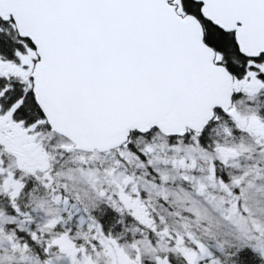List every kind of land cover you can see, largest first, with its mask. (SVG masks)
<instances>
[{
  "label": "snow or ice",
  "instance_id": "6c2138e0",
  "mask_svg": "<svg viewBox=\"0 0 264 264\" xmlns=\"http://www.w3.org/2000/svg\"><path fill=\"white\" fill-rule=\"evenodd\" d=\"M0 264H264V0H0Z\"/></svg>",
  "mask_w": 264,
  "mask_h": 264
}]
</instances>
